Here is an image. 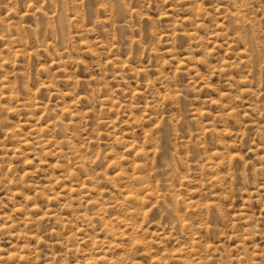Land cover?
<instances>
[{"label": "rangeland", "instance_id": "374dc122", "mask_svg": "<svg viewBox=\"0 0 264 264\" xmlns=\"http://www.w3.org/2000/svg\"><path fill=\"white\" fill-rule=\"evenodd\" d=\"M0 264H264V0H0Z\"/></svg>", "mask_w": 264, "mask_h": 264}]
</instances>
